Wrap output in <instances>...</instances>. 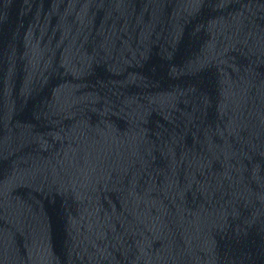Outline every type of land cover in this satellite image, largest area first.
Segmentation results:
<instances>
[{
  "label": "water",
  "instance_id": "95a60500",
  "mask_svg": "<svg viewBox=\"0 0 264 264\" xmlns=\"http://www.w3.org/2000/svg\"><path fill=\"white\" fill-rule=\"evenodd\" d=\"M186 0H0V159Z\"/></svg>",
  "mask_w": 264,
  "mask_h": 264
}]
</instances>
